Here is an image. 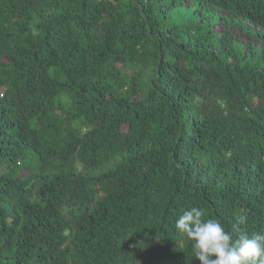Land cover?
Here are the masks:
<instances>
[{
  "label": "trees",
  "instance_id": "1",
  "mask_svg": "<svg viewBox=\"0 0 264 264\" xmlns=\"http://www.w3.org/2000/svg\"><path fill=\"white\" fill-rule=\"evenodd\" d=\"M192 207L264 233V0H0V264H200Z\"/></svg>",
  "mask_w": 264,
  "mask_h": 264
},
{
  "label": "clouds",
  "instance_id": "2",
  "mask_svg": "<svg viewBox=\"0 0 264 264\" xmlns=\"http://www.w3.org/2000/svg\"><path fill=\"white\" fill-rule=\"evenodd\" d=\"M202 209L192 207L183 212L175 228L192 242L195 258L200 264H264V233L249 235L241 225L246 215L238 216L233 230H225L218 219H204Z\"/></svg>",
  "mask_w": 264,
  "mask_h": 264
}]
</instances>
